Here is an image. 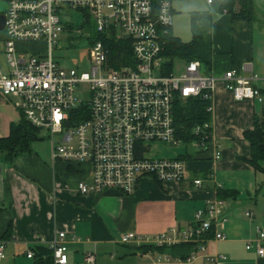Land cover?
Returning a JSON list of instances; mask_svg holds the SVG:
<instances>
[{
    "label": "built area",
    "instance_id": "obj_1",
    "mask_svg": "<svg viewBox=\"0 0 264 264\" xmlns=\"http://www.w3.org/2000/svg\"><path fill=\"white\" fill-rule=\"evenodd\" d=\"M0 1L7 5L6 68L0 67V101L13 98L21 117L48 133L52 162L90 167L89 183L77 185L81 195L117 191L130 196L145 179L181 182L186 176L184 161L151 158V145L191 147L198 152L213 145L211 122L195 126L191 132L195 139L188 143L178 135L177 106L204 99L210 102L207 111L211 114L217 79L201 75L196 60L181 61L177 71L173 60L169 72L164 49L173 22L172 0ZM74 16L82 20L79 27L70 20ZM82 28L89 32V69L66 70L53 59V48L62 39L72 42ZM123 41L130 48L126 57L117 47V42ZM27 45L33 47L25 48ZM123 61L132 65H122ZM222 80L236 101L263 103L260 90L236 70L226 72ZM54 137L60 141L55 143ZM214 158L218 160L220 154ZM194 184L200 186L201 181ZM225 208L224 200L210 201L194 214L193 225L186 231L171 230L156 236L127 233L121 243L156 247L194 243L197 249L187 260H175L190 264L205 252L206 242L225 239L221 232ZM245 216L253 217L251 212ZM78 241L60 232L44 246L52 252L54 264H68L67 245ZM5 247V241L0 240V261L5 259ZM246 249L264 257L263 227H255V237ZM33 256L28 250L27 259ZM202 257L208 264L224 259ZM95 260V255L86 254L83 262L95 264Z\"/></svg>",
    "mask_w": 264,
    "mask_h": 264
},
{
    "label": "crops",
    "instance_id": "obj_2",
    "mask_svg": "<svg viewBox=\"0 0 264 264\" xmlns=\"http://www.w3.org/2000/svg\"><path fill=\"white\" fill-rule=\"evenodd\" d=\"M239 10L236 2L233 11ZM252 12L248 21L233 18L208 0H172L170 34L182 43L193 42L192 57L200 63L201 75L217 79L211 99L213 145L203 153L186 147L175 158L185 163L181 182L145 179L130 196L81 195L77 185L89 183L88 165L52 162L51 154L43 158L33 150L13 164L0 156V240L11 225L0 264H32L27 251L37 242H51L60 232L68 239H79L67 245L68 264H84L86 254L95 255V264H188L175 261L168 252L140 253L135 244H122L121 237L186 231L193 225L194 214L218 199L220 190L236 193L235 199L224 200L226 222L221 232L225 239L206 242L205 252L190 264H208L204 255L223 257L217 264H264V257L246 249L255 237V227L264 228V172L247 163L250 144L244 139L255 117H262L264 100L261 104L236 101L222 80L226 72L236 70L264 99V1L255 0ZM5 40L6 33L0 31V53ZM20 119L12 105L0 101V139ZM195 180L201 185L196 186ZM246 212L253 217L247 218Z\"/></svg>",
    "mask_w": 264,
    "mask_h": 264
},
{
    "label": "trees",
    "instance_id": "obj_3",
    "mask_svg": "<svg viewBox=\"0 0 264 264\" xmlns=\"http://www.w3.org/2000/svg\"><path fill=\"white\" fill-rule=\"evenodd\" d=\"M255 0H211L216 3L220 10H227L233 18H243L251 21L253 15V2ZM264 1V0H263ZM236 2L240 6L237 14L234 13V5ZM113 43H116L113 41ZM118 50L120 48L125 52L130 48L127 41L117 42ZM193 42L182 43L178 38H175L170 33L165 37L164 56L167 58V68L169 72L172 71V61L174 59H181L186 62L194 60L192 57ZM132 65L131 61H123L122 65ZM115 65V67H118ZM261 94H263L261 92ZM210 102L204 99H194L188 101L184 105H178L176 108V126L178 135L185 142L193 141L195 138L192 135V130L197 125H204L210 122L211 114L207 111ZM40 130L31 126L23 117L16 124H11L9 135L6 138L0 139V156L3 157L4 162L13 164L14 160L25 154L32 152V144L37 141ZM244 139L250 144V159L247 163L255 170L264 172V110L261 118L254 120L253 129L244 133ZM203 153V152H201ZM236 193L223 190L219 191L218 199L231 200L235 199ZM11 237V225L8 226L7 232L2 236L1 241H7ZM197 249L194 243H179L170 246L156 247L152 245H141L136 247L140 253L149 251H157L160 253L168 252L174 258L181 261L187 260L192 253ZM34 256L31 259L32 264H54L53 254L49 249L42 245L37 244L30 249Z\"/></svg>",
    "mask_w": 264,
    "mask_h": 264
},
{
    "label": "rangeland",
    "instance_id": "obj_4",
    "mask_svg": "<svg viewBox=\"0 0 264 264\" xmlns=\"http://www.w3.org/2000/svg\"><path fill=\"white\" fill-rule=\"evenodd\" d=\"M7 10V5L0 1V14H4ZM75 27L81 25V18L79 16H74L70 19ZM33 45H27L25 48L31 49ZM90 48L89 32L86 29L82 28L79 37H76L72 42H68L62 39L54 48L52 52L53 59L64 69H74L88 71L89 69V60H88V50ZM4 53V51L2 52ZM0 53V67L5 66L4 54ZM43 54H46L44 52ZM41 56V55H37ZM174 70L177 71L181 67V61L179 59H174ZM85 89V90H84ZM83 90L86 93L87 88ZM83 91V94H84ZM11 101L7 102L9 105L14 104V99L11 98ZM3 102V101H2ZM14 107V106H13ZM39 139L32 144V150L36 153H39L43 158H48L51 154V139L48 136V133L44 130L39 132ZM53 141L55 143L60 141L59 137H54ZM190 151V149L188 150ZM186 152V147L184 146H168L162 143H155L151 145L149 156L154 159H175L179 155H182ZM191 152V151H190ZM48 161V160H47ZM5 256H6V251ZM3 263V262H2ZM98 263V262H97Z\"/></svg>",
    "mask_w": 264,
    "mask_h": 264
},
{
    "label": "water",
    "instance_id": "obj_5",
    "mask_svg": "<svg viewBox=\"0 0 264 264\" xmlns=\"http://www.w3.org/2000/svg\"><path fill=\"white\" fill-rule=\"evenodd\" d=\"M5 27V16L0 14V31H3ZM104 197H121L122 195L117 191H106L101 194Z\"/></svg>",
    "mask_w": 264,
    "mask_h": 264
}]
</instances>
